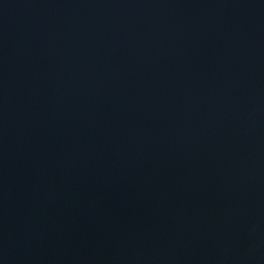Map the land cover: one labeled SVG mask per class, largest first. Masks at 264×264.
Listing matches in <instances>:
<instances>
[{
	"label": "water",
	"instance_id": "95a60500",
	"mask_svg": "<svg viewBox=\"0 0 264 264\" xmlns=\"http://www.w3.org/2000/svg\"><path fill=\"white\" fill-rule=\"evenodd\" d=\"M0 264H264V0H0Z\"/></svg>",
	"mask_w": 264,
	"mask_h": 264
}]
</instances>
